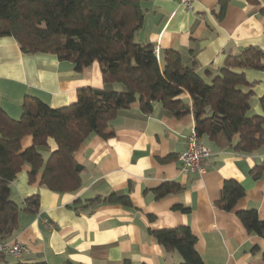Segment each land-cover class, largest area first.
Segmentation results:
<instances>
[{"label":"crops","instance_id":"obj_1","mask_svg":"<svg viewBox=\"0 0 264 264\" xmlns=\"http://www.w3.org/2000/svg\"><path fill=\"white\" fill-rule=\"evenodd\" d=\"M222 0H195L188 10L180 0H144V24L136 40L152 43L163 61L168 49L178 50L187 65L211 81L227 55L248 47L264 50V0H228L221 17ZM253 90L249 115L264 110V69H244ZM85 86L121 89L105 83L99 61L77 70L71 60L54 53H24L13 36L0 37V96L3 108L14 118L22 114L27 95L37 96L53 107L77 100ZM191 105L188 93L182 95ZM115 134L90 135L76 151L83 165L82 186L58 192L41 184V173L29 180L31 166L24 164L12 181V199L23 205L39 194L36 212L20 211V228L13 239L28 246L20 258L47 264H179L177 251H166L151 230L188 225L197 238L196 248L205 264H262L264 238L248 232L238 210L256 209L264 219V170L255 178L251 171L264 163V145L251 153L222 148L207 135L201 138L212 155L201 175L180 170L179 156L195 130L193 113L177 117L160 103L150 113L139 102L121 109L111 122ZM237 141V136L235 138ZM22 149L34 143L22 139ZM57 148L53 138L41 147L45 157ZM242 183L245 195L232 211L216 201L226 180ZM176 181L182 190L156 198L154 189ZM111 193L130 195L132 206L122 203L88 205V199ZM183 205L188 212L175 208ZM150 215L153 218H150Z\"/></svg>","mask_w":264,"mask_h":264},{"label":"trees","instance_id":"obj_2","mask_svg":"<svg viewBox=\"0 0 264 264\" xmlns=\"http://www.w3.org/2000/svg\"><path fill=\"white\" fill-rule=\"evenodd\" d=\"M144 0H0V37L13 36L26 54L54 53L71 60L77 70L99 61L103 80L118 83L121 89L85 86L78 89L73 103L53 107L37 96L27 95L22 114L12 117L0 101V239L11 240L20 228V211L36 212L40 195L34 194L20 205L12 199V181L24 164H29V180L41 173V184L58 192L77 191L82 186L83 165L76 151L86 139L97 134L112 137V120L121 109L139 102L145 113L156 103L177 117L193 113L199 137L207 135L222 148L251 153L264 145V116L249 115L253 90L244 69H264V50L248 47L226 57L219 73L211 80L197 71L196 61L187 65L181 53L165 50L163 61L152 43L136 40L144 24ZM228 0H222L225 14ZM188 93L191 105L182 95ZM1 99V96H0ZM264 110V95L260 98ZM33 136L34 143L22 149V139ZM237 136V141L235 140ZM53 138L57 148L45 157L41 147ZM264 163L252 169L257 178ZM176 181H166L153 191L156 198L182 190ZM245 195L235 179L225 181L216 205L232 211ZM88 205L122 203L132 206L130 195L111 193L87 200ZM188 212L190 208L176 205ZM248 232L264 238V219L256 209L237 211ZM150 218H153L150 215ZM166 251L182 256L179 264H205L196 248L197 238L188 225L151 230ZM0 254V264H10ZM125 264H130L125 261ZM13 264H47L25 262ZM264 264V250L262 252Z\"/></svg>","mask_w":264,"mask_h":264},{"label":"built area","instance_id":"obj_3","mask_svg":"<svg viewBox=\"0 0 264 264\" xmlns=\"http://www.w3.org/2000/svg\"><path fill=\"white\" fill-rule=\"evenodd\" d=\"M194 1L195 0H180L188 10H193ZM211 155V149L202 142L196 130H194L188 138L187 149L179 156L181 172L185 174L194 173L197 175L205 173L206 163ZM27 251L28 246L17 239H0V254L13 258H20Z\"/></svg>","mask_w":264,"mask_h":264},{"label":"rangeland","instance_id":"obj_4","mask_svg":"<svg viewBox=\"0 0 264 264\" xmlns=\"http://www.w3.org/2000/svg\"><path fill=\"white\" fill-rule=\"evenodd\" d=\"M8 260H9L10 264L15 263V259L13 257H8Z\"/></svg>","mask_w":264,"mask_h":264}]
</instances>
